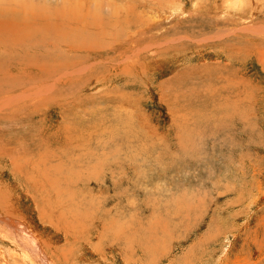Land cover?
Masks as SVG:
<instances>
[{
	"label": "rangeland",
	"instance_id": "obj_1",
	"mask_svg": "<svg viewBox=\"0 0 264 264\" xmlns=\"http://www.w3.org/2000/svg\"><path fill=\"white\" fill-rule=\"evenodd\" d=\"M0 216V264H264V0H0Z\"/></svg>",
	"mask_w": 264,
	"mask_h": 264
},
{
	"label": "bare ground",
	"instance_id": "obj_2",
	"mask_svg": "<svg viewBox=\"0 0 264 264\" xmlns=\"http://www.w3.org/2000/svg\"><path fill=\"white\" fill-rule=\"evenodd\" d=\"M14 4V3H13ZM70 6V5H69ZM74 6V5H73ZM71 7V6H70ZM72 8V7H71ZM5 9V8H4ZM49 11V10H48ZM27 12V11H26ZM57 12V11H56ZM55 11H54V13H56ZM59 13V12H58ZM34 15V14H33ZM63 16V15H62ZM35 17V16H34ZM58 17H59V15H58ZM43 18H45V17H43ZM42 19V18H41ZM31 20H33V19H31ZM44 20V19H43ZM58 20H60V19H58ZM52 21V20H51ZM57 21V20H56ZM50 22V21H49ZM58 22V21H57ZM43 23V22H42ZM4 24V23H3ZM60 26V25H59ZM12 217L11 216H0V227H1V229L3 228V227H10V228H13V230H14V232H15V234H19V235H21V234H25V233H27V234H30V230H29V227L26 225V223H25V225L24 224H22L21 222H14L12 225L10 224L11 223V221L13 220V219H11ZM21 224V225H20ZM7 225H9V226H7ZM16 229H18L17 231H16ZM31 229V228H30ZM13 230H11V231H13ZM0 231H4L3 229L2 230H0ZM34 232V231H33ZM32 232V233H33ZM36 235V234H35ZM35 235L33 236L34 238H35ZM18 236V235H17ZM31 238V237H30ZM36 238H37V236H36ZM35 238V239H36ZM39 239V238H38ZM16 240V239H15ZM24 240V239H23ZM27 240V239H26ZM25 240V241H26ZM38 243L40 242V241H37ZM29 243V242H28ZM38 243H36V244H38ZM24 245H26V244H24ZM32 245V244H31ZM38 245H40L41 246V244H38ZM38 245H37V247H38ZM39 246V247H40ZM33 247V246H32ZM34 247H36V245H35V242H34ZM36 247V248H37ZM35 249V248H34ZM33 248H32V250H34ZM41 250V249H40ZM43 250V249H42ZM37 251V250H36ZM39 251V250H38ZM45 251V250H44ZM27 252V251H26ZM5 253V252H4ZM40 253V255L43 253V251H42V253L41 252H39ZM30 254V253H29ZM36 255V254H35ZM45 255V254H44ZM50 255V254H49ZM49 255H47V256H49ZM10 256V255H9ZM38 256V255H37ZM35 257V256H34ZM51 257V256H50ZM4 259V258H3ZM12 259H13V257H12ZM38 259V258H37ZM42 260H44L43 259V257L41 258ZM6 260V259H5ZM7 260H8V258H7ZM48 260H51V258L49 259L48 258ZM40 261V260H39ZM52 261V260H51ZM8 262V261H7ZM37 263V262H36ZM38 264H39V262H38ZM41 264H49L46 260H44L43 261V263H42V261H41ZM51 264H53L52 262H51Z\"/></svg>",
	"mask_w": 264,
	"mask_h": 264
}]
</instances>
